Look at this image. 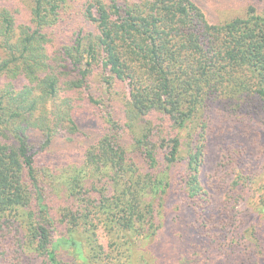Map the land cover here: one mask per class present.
I'll return each mask as SVG.
<instances>
[{"label": "trees", "instance_id": "16d2710c", "mask_svg": "<svg viewBox=\"0 0 264 264\" xmlns=\"http://www.w3.org/2000/svg\"><path fill=\"white\" fill-rule=\"evenodd\" d=\"M215 115L264 131L251 5L211 23L193 0H0V264H149L172 201L184 264H264V160L228 146L217 209L201 183ZM251 186L243 246L216 244Z\"/></svg>", "mask_w": 264, "mask_h": 264}, {"label": "rangeland", "instance_id": "374dc122", "mask_svg": "<svg viewBox=\"0 0 264 264\" xmlns=\"http://www.w3.org/2000/svg\"><path fill=\"white\" fill-rule=\"evenodd\" d=\"M195 4L201 8L204 15L207 17L208 21L211 23H215L219 20L234 18L237 16H242L245 13V10L248 6H252L256 9L257 12H264V0H193ZM250 4H249V3ZM23 9V7H21ZM100 81V80H99ZM96 78L93 83L100 86L101 82H99ZM96 89V88H94ZM115 105V104H114ZM116 110V108H114ZM100 120L94 118L91 115L84 114L81 119V130L85 135H93L95 127H98L96 123ZM264 116L262 118L261 125L258 124L257 127L261 128L263 125ZM234 121H224L222 117L219 115H215L212 119V123L210 125V135L207 139L205 155H204V165L201 168V183L209 189V192H213V196L208 201H212V206L214 209L220 207L222 202L221 197L218 193L217 181L220 177H218V171H220V161L225 153L230 149L228 146L231 144L241 145L246 151L249 158L257 160L258 158L264 160V152L259 154L258 143H260L259 136L261 140H264V131H259L256 127L251 123H242L236 124ZM94 129V130H93ZM56 146L54 148V152H56ZM62 157L64 155H61ZM65 158H70V155H65ZM64 158V159H65ZM224 162V161H221ZM260 162V161H259ZM178 171L181 172V168H178ZM214 183V184H213ZM240 183L242 181L240 180ZM245 188V187H244ZM247 188V187H246ZM245 188V189H246ZM245 196L240 195V199L232 203V207L236 209V216L238 218L235 219L233 225L228 222L225 228V234L219 235V238L216 241V244H219L221 240L224 241V245L232 244H241L243 246V234L248 227V224L253 223L258 218L260 212L257 208L256 196L253 193V187L248 188L245 191ZM171 204L167 205V207L162 209L161 218L159 223H161V228L159 230L158 237H156L155 242L153 244L152 249L149 247L140 248V252L135 250L133 257V263H142L137 259L141 256V253L144 254V259L146 263L149 264H172V263H187L183 253L180 250L182 246L179 229H174L179 223V214L176 213L175 203L169 202ZM188 218L190 215L186 213ZM180 227V226H179ZM100 242L107 250V238L105 233L102 234L99 232ZM233 239V241H231ZM209 239L208 241H211ZM150 251V252H149ZM155 257V258H154ZM81 263V262H77ZM87 263H101L98 260H89ZM16 264H44V263H16Z\"/></svg>", "mask_w": 264, "mask_h": 264}]
</instances>
